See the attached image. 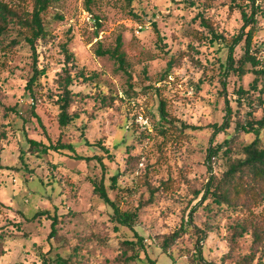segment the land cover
Listing matches in <instances>:
<instances>
[{"label":"rangeland","instance_id":"rangeland-1","mask_svg":"<svg viewBox=\"0 0 264 264\" xmlns=\"http://www.w3.org/2000/svg\"><path fill=\"white\" fill-rule=\"evenodd\" d=\"M228 1L134 0L130 4L129 0H94L89 11L86 0H57L47 15L50 39L38 48L46 75L35 85L34 95L26 87L33 74L30 45L14 26L0 37V164L8 166L0 168V237L6 250L0 264H43V254L48 250L53 258L67 257L73 251L75 264H119V242L133 237V232L125 227L116 229L111 208L95 193L94 183L103 179L114 198L112 175L120 174L119 186H129L136 173L142 172H148L156 183L169 176L181 180L179 190L156 196L141 209L135 228L145 238L149 257L156 264H192L188 256L193 248L190 238L186 236L174 247V261L162 252L156 235L174 228L188 202L199 200L195 190L208 176L207 148L229 136L219 132L212 140L214 131L208 127L223 121L226 104L221 80L228 53L226 42L243 23L239 11H229ZM259 1L253 47L264 56V0ZM202 16L225 35L226 41H210V30ZM119 36L137 95L125 92L127 76L117 71L114 59L96 52L99 47H114ZM13 39L18 41L10 45ZM66 42L76 58L73 72L83 68L96 74L92 81L72 85L78 96L72 110L79 111L80 117L61 127L55 100L60 92L57 80L65 70L62 45ZM243 52L240 43L236 57ZM245 67L250 69V63ZM226 78L233 109L239 108L241 116L255 110V116L261 117L258 92L252 93L250 100L244 98L241 106L236 100L235 89L239 84L248 88L253 74L240 77L231 72ZM161 98L177 127L181 125L179 119L190 125L185 133L170 126L165 137L154 128L161 119ZM253 137V133L242 134L239 142H250ZM28 138L46 143L61 139L72 143L78 154L101 155L103 163L95 157L76 158L69 150L32 154ZM96 141L104 146L93 144ZM137 156L140 158L130 160ZM223 163L222 158L220 165L213 164L214 170L221 172ZM143 189L147 198L145 186L140 192ZM46 210L58 215L57 236L51 239L52 218L38 214ZM255 211L264 213V203ZM208 218L205 209L199 207L196 223L202 228L211 225L203 242L208 262L237 264L244 255L255 252L254 264H264V241L254 245L250 232L232 246L230 227L235 216L211 224ZM151 260L143 258L138 264H153Z\"/></svg>","mask_w":264,"mask_h":264},{"label":"trees","instance_id":"trees-1","mask_svg":"<svg viewBox=\"0 0 264 264\" xmlns=\"http://www.w3.org/2000/svg\"><path fill=\"white\" fill-rule=\"evenodd\" d=\"M57 0H0V37L7 34L11 28L17 27L25 41L30 45L33 52V74L27 82V89L32 95L35 94L34 87L39 84L40 78L46 75L45 66L41 65V50L49 38L47 28V15L52 4ZM94 0H86L88 10L91 11V5ZM134 0H129L131 4ZM211 2V0H206ZM229 11H239L242 16L243 23L240 30L233 34L231 39L226 42L228 53L224 67V78L221 80L223 89L222 95L225 97V114L221 123L214 122L208 127L213 128V136L219 132L228 133L222 142L207 148L206 159L208 160V176L203 186L195 190L196 197L199 200L192 204V200L188 202L187 210L182 216L181 221L171 230L156 235L158 246L162 252L166 253L175 261L173 249L186 236L193 242V248L188 250V256L192 264H213L208 262L203 254V242L207 239L211 225L207 224L204 228L196 223L195 213L202 207L205 209L210 220L215 221L220 218H228L235 216V222L230 227V242L235 246L240 236L251 233L253 243L257 245L264 241V213H258L255 208L264 203V56L258 55L253 47V38L258 26V13L261 10V2L259 0H229L227 2ZM202 21L210 30V41L221 39L225 40V35L218 32L204 16ZM207 20V21H206ZM16 39L11 41L10 45L16 44ZM226 41V40H225ZM243 43L244 52L240 57H236V47ZM64 52L65 70L58 77V85L60 92L58 93L55 103L59 108L58 123L61 127H66L74 123L80 113L72 110L77 99V93L73 90L72 85L79 82L92 81L96 73L86 72L80 69L73 72L76 67L75 54L68 43L62 45ZM258 51V48L257 50ZM98 55H109L116 63L117 71H121L127 76V88L125 92L130 95H137L136 90L132 87L133 75L130 65L126 59V53L123 49V41L119 36L116 45L110 48L99 47L96 50ZM175 57L171 59L170 65L174 64ZM250 63L251 68L247 69L245 65ZM237 73L240 77L247 73L253 74V79L249 82L248 88L243 84L235 89L237 94L236 100L238 105H243V99L250 100V95L258 92V105L262 108L261 117L257 118L254 114L255 110L245 112L243 118L239 108L233 109L227 94V76L231 73ZM77 73V74H76ZM114 101V96H110ZM251 103V102H250ZM253 104V103H252ZM165 101L161 98L159 109L161 119L154 124V128L160 134L167 137V130L170 126L175 127L179 133H185V128L190 127L184 119H179L181 125L178 127L169 117L165 108ZM40 121L39 116L33 110ZM238 117L235 118V116ZM193 128L201 126H192ZM233 127V131L229 129ZM253 133L254 137L250 142L240 143L239 138L242 134ZM83 135V133H82ZM89 144V142L87 140ZM29 148L32 154H47L52 150L70 154L76 158L91 159L98 158L102 161L101 155L84 156L78 154L72 143H64L59 139L56 143H46L43 140L28 138ZM93 144L103 147L101 141ZM108 155L110 151L105 150ZM23 158V154L20 156ZM140 157H130V160H137ZM224 159V169L221 172L214 170L213 164H219L220 159ZM0 168H8L0 164ZM120 174L111 176L110 189L115 191L114 198L111 197L108 187L103 179L99 183H94V191L103 201L111 208L112 221L115 223L116 229L125 227L133 232V237H125L120 240V255L116 262L119 264H138L143 258H151L148 255V246L142 236L135 228L141 214V209L155 201L156 196H169L180 189L181 180L175 176L162 178L159 183L152 181L149 173H136L133 177L132 184L129 186H119L118 178ZM148 191L149 196L144 197V189ZM125 201V202H124ZM125 204V207L123 205ZM48 214L52 218L51 232L48 238L57 236L58 215L51 214L50 210L38 212V214ZM208 218V221H209ZM237 218H242L238 220ZM218 225V224H217ZM6 253L4 243L0 237V257ZM48 250L43 254V264H75L73 260V251L67 257L58 255L53 258ZM256 258L255 252L244 255L237 264H254ZM156 264L155 260H151ZM263 264V263H260Z\"/></svg>","mask_w":264,"mask_h":264}]
</instances>
